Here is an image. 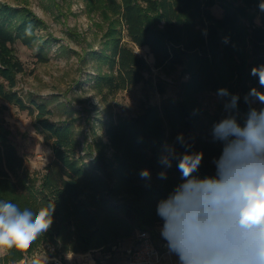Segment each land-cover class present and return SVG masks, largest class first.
<instances>
[{
	"label": "trees",
	"instance_id": "1",
	"mask_svg": "<svg viewBox=\"0 0 264 264\" xmlns=\"http://www.w3.org/2000/svg\"><path fill=\"white\" fill-rule=\"evenodd\" d=\"M261 0H85L97 14L103 32L100 46L89 45L82 62L90 61L92 88L102 97L113 96L141 83L152 69L136 48L146 49L157 69L183 68L179 99L151 105L137 116L103 122L104 132L83 143L75 120L54 122L49 99L17 90L25 65L16 43L35 50L41 62L52 40L38 34L45 22L26 7L0 3V200L36 210L55 204L50 229L28 249L0 254V264H18L48 247V256L66 258L96 250L110 252L117 244L146 230L157 239L163 221L157 203L182 182L177 161L169 169L159 163L162 145L174 144L183 134L202 151L197 175L214 176L212 163L222 145L211 131L227 113L220 104L214 113L204 108L202 95L226 88L241 99L234 114L243 124L248 106L243 97L252 87L260 90L258 77L250 75L264 65V12ZM219 6L222 15L213 9ZM259 19V21H258ZM206 30V35L204 34ZM75 36L74 33H71ZM228 43H224V38ZM8 104L34 116L36 131L51 142L54 158L45 171L32 172L11 140L2 113ZM148 169L151 179L139 173ZM161 171L166 179H159ZM55 248V252L51 251ZM111 264H115L111 262Z\"/></svg>",
	"mask_w": 264,
	"mask_h": 264
},
{
	"label": "clouds",
	"instance_id": "2",
	"mask_svg": "<svg viewBox=\"0 0 264 264\" xmlns=\"http://www.w3.org/2000/svg\"><path fill=\"white\" fill-rule=\"evenodd\" d=\"M258 7L264 12V0ZM250 75L264 88V65L253 67ZM217 96L227 114L211 131L213 141L222 145L212 161L214 176L194 175L204 153L191 151L183 134L176 137L182 154L174 144L162 145L159 163L169 169L177 161L182 182L157 203L161 236L178 264H264V91L252 87L244 95L248 112L243 124L234 114L240 95L220 88ZM139 175L151 179L148 169ZM158 178L166 179L167 172ZM54 211L52 202L34 211L0 200V253L28 249L50 229Z\"/></svg>",
	"mask_w": 264,
	"mask_h": 264
},
{
	"label": "rangeland",
	"instance_id": "3",
	"mask_svg": "<svg viewBox=\"0 0 264 264\" xmlns=\"http://www.w3.org/2000/svg\"><path fill=\"white\" fill-rule=\"evenodd\" d=\"M0 3L33 11L46 25L38 34L45 40L49 38L53 41L45 49L49 56L47 62H41L35 50L16 43L17 54L26 69L18 75L17 90L25 99L33 94L48 98L53 111L51 120L62 122L74 119L75 131L83 143L103 134V122L137 116L148 106L179 99L181 84L186 80L183 68L171 71L157 69L147 50L137 47V52L152 67L141 83L105 98L93 90L90 77L92 63L82 62L81 57L89 45L100 46L103 32L96 25L98 15L87 10L85 0H0ZM213 12L217 16L222 15L219 6ZM202 100L204 108L210 113L224 104L217 92L203 94ZM3 104L0 98V107ZM2 117L10 129L12 142L25 158L26 167L32 172L43 173L54 153L51 142L36 131L35 117L12 104H8ZM47 251L48 247L44 246L28 260L39 262L48 256ZM96 254L100 255V252ZM120 255L116 256L115 264L120 261Z\"/></svg>",
	"mask_w": 264,
	"mask_h": 264
},
{
	"label": "built area",
	"instance_id": "4",
	"mask_svg": "<svg viewBox=\"0 0 264 264\" xmlns=\"http://www.w3.org/2000/svg\"><path fill=\"white\" fill-rule=\"evenodd\" d=\"M162 225L157 227V239L153 234L146 230L137 231L128 243H119L113 247L110 252L96 250L89 252L85 259L77 262H70L67 257L48 256L43 264H111L119 256L120 261L117 264H162L166 259L173 260L174 254H171L166 246V241L161 236ZM55 252V248H51ZM100 252V255L96 254ZM19 264H30L27 260Z\"/></svg>",
	"mask_w": 264,
	"mask_h": 264
},
{
	"label": "crops",
	"instance_id": "5",
	"mask_svg": "<svg viewBox=\"0 0 264 264\" xmlns=\"http://www.w3.org/2000/svg\"><path fill=\"white\" fill-rule=\"evenodd\" d=\"M131 239H128V240H125L123 241V243H128L130 242ZM89 253H86V254H76V253H73V254H69L67 256V259L70 260V262H77V261H81L82 259H85L87 256H88ZM48 256H44L43 259H41V261L39 262H32V260H28L27 261L30 263V264H43L46 262ZM114 263V261H113ZM19 264V263H18ZM162 264H178V258L174 255L173 257V260H170V259H166L164 261V263Z\"/></svg>",
	"mask_w": 264,
	"mask_h": 264
}]
</instances>
